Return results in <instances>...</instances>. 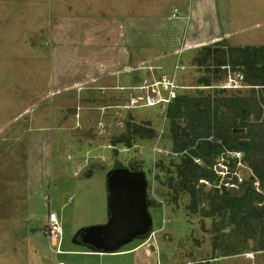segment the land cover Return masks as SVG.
Returning <instances> with one entry per match:
<instances>
[{"label":"rangeland","instance_id":"374dc122","mask_svg":"<svg viewBox=\"0 0 264 264\" xmlns=\"http://www.w3.org/2000/svg\"><path fill=\"white\" fill-rule=\"evenodd\" d=\"M216 41L264 45V0H0V264H92L90 256L56 248H84L76 232L107 220V174L116 162H136L151 181L154 146L170 148L165 104H146L154 87L137 92L146 74L174 76L176 95L247 89L228 70L215 85L199 84L203 67L191 58ZM130 92L138 94L128 102ZM130 117L149 121L156 135L115 154L109 143ZM223 159L214 166L218 184L235 187L250 169ZM153 183L155 234L91 258L132 264L148 249L141 264H252L243 254L214 260L210 219L187 213L186 196L171 202L168 188ZM51 211L62 228L59 246L46 233Z\"/></svg>","mask_w":264,"mask_h":264},{"label":"trees","instance_id":"16d2710c","mask_svg":"<svg viewBox=\"0 0 264 264\" xmlns=\"http://www.w3.org/2000/svg\"><path fill=\"white\" fill-rule=\"evenodd\" d=\"M224 45L201 48L196 61L205 73L199 84L215 85L228 70L238 73L247 89L226 92L225 88L214 87L213 92L177 94L165 112L171 131L169 153L157 152L152 177L168 188L171 202L177 203L184 195L187 213L210 219L212 251L227 256L264 251V45ZM132 118L124 121V130L109 143L113 153L125 152L140 139L156 135L149 121ZM236 127H245L246 132H233ZM241 139L248 141L242 143ZM227 151H239L241 156ZM167 157L171 161L168 166L164 164ZM224 157L233 165L240 160L250 169L235 187L218 184L220 175L214 166ZM120 166L143 171L134 161L128 165L116 162L113 167ZM161 171L165 172L163 180ZM234 176L232 180L237 182ZM201 180L208 181L209 187ZM151 182L147 181V189ZM155 190L154 186L156 196ZM147 200L148 209L156 203L148 192Z\"/></svg>","mask_w":264,"mask_h":264},{"label":"water","instance_id":"95a60500","mask_svg":"<svg viewBox=\"0 0 264 264\" xmlns=\"http://www.w3.org/2000/svg\"><path fill=\"white\" fill-rule=\"evenodd\" d=\"M233 132L243 134L246 128L236 127ZM240 141L247 143L248 140ZM107 191V220L102 224L80 228L75 234V242L100 252H116L151 231L145 173L125 166L115 167L107 174Z\"/></svg>","mask_w":264,"mask_h":264},{"label":"crops","instance_id":"0c3cea01","mask_svg":"<svg viewBox=\"0 0 264 264\" xmlns=\"http://www.w3.org/2000/svg\"><path fill=\"white\" fill-rule=\"evenodd\" d=\"M138 5H139V8H140V3H139V1H138V3H137ZM174 9H175V7H174ZM174 9H172V14H171V16L173 15V11H174ZM168 12H169V10H168ZM136 14H138V13H142L143 15H145V14H147V13H145L144 11H140V10H137L136 12H135ZM134 13V14H135ZM178 16V14L176 13V17ZM155 17H158V15H156ZM217 44H225L224 46H227V45H229L228 43H227V41H216V42H214V43H208V44H206V45H199L198 47H196L197 49H196V52H195V54L193 55V57L191 58V60H192V65L194 66V68L195 69H197V67L198 68H201L202 66L201 65H199V63L196 61V59H197V56L199 55V53H200V50H201V48H203L204 46H211V45H217ZM160 57V56H159ZM160 69L161 67L160 66H157V69ZM203 69V71H204V67L202 68ZM205 73V72H204ZM162 78H167V77H165V76H162ZM173 79H174V81H175V83L177 84V82H176V78L173 76L172 77ZM200 78V77H199ZM199 78H198V80H199ZM152 80V82H155V81H158V80H160L158 77H157V75H156V73H151V74H146V76H145V78H144V84H142V85H140V86H138V88H140V89H138L139 91H137L138 93L140 92V93H142L141 92V89L143 88V85H145V83L146 82H148L149 80ZM170 79V78H169ZM146 84H149V83H146ZM103 87L104 86H102V90H103ZM116 88V89H121L122 87H123V85H117V84H115L114 86H113V88ZM158 87H161L162 88V86H158ZM177 87H179V85L177 84ZM114 88V89H115ZM177 89V88H176ZM158 90H159V92L161 93V95H165V94H162V92H166L163 88H162V92H161V90L158 88ZM102 92V91H101ZM136 92V94H132V92H130V93H127V99H128V102H130V100H132L133 98H135L136 97V95L138 94ZM103 93V92H102ZM154 94H155V92H154ZM151 95H153V94H151ZM111 98H113L114 99V97H111ZM87 100H88V96H87V98H86ZM133 101V100H132ZM131 101V102H132ZM155 231V230H154ZM150 238V237H149ZM145 240H148V237H147V239H144L143 240V242H145ZM60 241H61V239H60ZM60 241H59V243L57 244V246H59L60 245ZM143 242H141V243H139V244H137L136 246H134V247H132V248H130V249H128V250H133V249H135L136 247H138V246H140ZM53 243H55L56 244V242L55 241H53ZM56 252L57 253H67V254H78V253H80V255H85V256H90V258H89V260H90V262L92 263V264H102V262L100 261V260H96V259H94V258H91L92 256L93 257H97L98 259L100 258V257H102L104 254L102 253V252H100V251H94V250H89L88 248H86V247H84V248H76V249H72V248H69V249H60V248H56ZM213 253V259L214 260H216V258H217V255L214 253V252H212ZM187 254H190L189 252L187 253ZM239 254H243L245 257H247L248 259H253L254 261L257 259V255L258 254H261L262 256L261 257H263L264 256V251H249V252H243V253H239ZM149 255V250L148 249H146L145 250V255H144V257L143 258H141V257H136V256H133V258H132V264H141L142 263V261L147 257ZM215 255H216V257H215ZM233 255H235V254H233ZM113 256V255H112ZM187 256H191V255H187ZM227 256H231V255H227ZM210 259V258H209ZM203 260H205V259H202V261ZM205 261H207V260H205ZM254 261H251L252 262V264H255L254 263ZM188 262H190V261H188ZM256 262V261H255ZM185 263V261L184 260H180L179 262H178V264H184ZM116 264H120V263H116ZM124 264V263H123ZM169 264H173V263H169ZM257 264V263H256ZM263 264H264V259H263Z\"/></svg>","mask_w":264,"mask_h":264},{"label":"built area","instance_id":"2783aa9c","mask_svg":"<svg viewBox=\"0 0 264 264\" xmlns=\"http://www.w3.org/2000/svg\"><path fill=\"white\" fill-rule=\"evenodd\" d=\"M176 8L174 9V11ZM176 14L175 12L173 13ZM149 85L150 87H154L152 89L155 94L146 96V104L147 105H156L158 103H163L167 107L168 104L171 102V100L176 96V88L177 84L175 83L174 79H168V78H161L158 81L152 82L151 84H145L144 86ZM162 86V88L166 91L165 95H161V93L158 90V86ZM154 149L158 152H162L163 150L160 149L157 145L154 146ZM164 153L168 154L169 151H163ZM174 154V153H173ZM227 154L236 156L240 158L241 152L239 151H227ZM240 160H238L239 162ZM154 180L152 178V182L150 187L147 189L150 198H155L156 196L154 194ZM207 184L206 180H203ZM46 233L52 238L53 241L56 242V244L59 243L61 236H62V228L58 220V216L55 212L51 211L47 215V226H46ZM152 234V235H151ZM155 234V231L153 230L150 235L153 236ZM149 235V237H151ZM55 244V243H54Z\"/></svg>","mask_w":264,"mask_h":264},{"label":"clouds","instance_id":"9594fccd","mask_svg":"<svg viewBox=\"0 0 264 264\" xmlns=\"http://www.w3.org/2000/svg\"><path fill=\"white\" fill-rule=\"evenodd\" d=\"M153 231V229L148 233V235H147V237H148V240L150 239L149 238V235H150V233ZM147 237H144L145 239H147Z\"/></svg>","mask_w":264,"mask_h":264}]
</instances>
